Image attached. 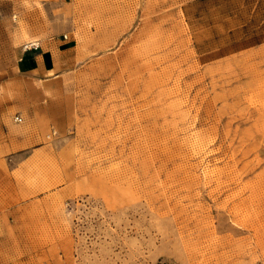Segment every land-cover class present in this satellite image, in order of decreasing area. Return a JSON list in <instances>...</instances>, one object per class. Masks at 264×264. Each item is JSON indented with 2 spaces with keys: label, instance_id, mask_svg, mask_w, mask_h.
<instances>
[{
  "label": "rangeland",
  "instance_id": "1",
  "mask_svg": "<svg viewBox=\"0 0 264 264\" xmlns=\"http://www.w3.org/2000/svg\"><path fill=\"white\" fill-rule=\"evenodd\" d=\"M49 41L0 264H264V0H0L8 66Z\"/></svg>",
  "mask_w": 264,
  "mask_h": 264
},
{
  "label": "crops",
  "instance_id": "2",
  "mask_svg": "<svg viewBox=\"0 0 264 264\" xmlns=\"http://www.w3.org/2000/svg\"><path fill=\"white\" fill-rule=\"evenodd\" d=\"M65 43L49 41L24 46L17 54L12 68L0 56V86L8 85L11 80L20 81L25 78L47 81V78L56 75L59 67L64 64L60 58L69 49L59 48ZM10 119L8 103H0V256L8 254L4 242L8 239L5 233L8 231L10 220L12 216L20 220V210L24 207L22 192L16 179L20 166L18 156L35 143V136L13 135L9 126ZM18 129L24 130V127L18 126Z\"/></svg>",
  "mask_w": 264,
  "mask_h": 264
},
{
  "label": "built area",
  "instance_id": "3",
  "mask_svg": "<svg viewBox=\"0 0 264 264\" xmlns=\"http://www.w3.org/2000/svg\"><path fill=\"white\" fill-rule=\"evenodd\" d=\"M15 121L18 122V123H21L22 119L20 117H16Z\"/></svg>",
  "mask_w": 264,
  "mask_h": 264
}]
</instances>
